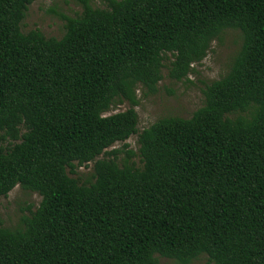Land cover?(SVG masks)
Wrapping results in <instances>:
<instances>
[{
	"label": "trees",
	"instance_id": "trees-1",
	"mask_svg": "<svg viewBox=\"0 0 264 264\" xmlns=\"http://www.w3.org/2000/svg\"><path fill=\"white\" fill-rule=\"evenodd\" d=\"M35 1L0 0V198L41 197L0 221V264H264V0H80L59 39L22 31ZM229 30L204 105L140 131L137 88L189 80Z\"/></svg>",
	"mask_w": 264,
	"mask_h": 264
},
{
	"label": "rangeland",
	"instance_id": "rangeland-1",
	"mask_svg": "<svg viewBox=\"0 0 264 264\" xmlns=\"http://www.w3.org/2000/svg\"><path fill=\"white\" fill-rule=\"evenodd\" d=\"M96 8H106L104 0H91ZM83 5L80 0H36L29 8L21 29L24 33L40 30L47 38H61L65 32V21L60 15L76 17L82 13ZM242 35L239 31L229 30L221 40L213 43L208 56L200 63L195 64L196 73L189 76V80L175 81L168 77V70L164 69V79L158 84L155 95L147 94L141 86L137 88L140 105L135 107L139 114V130L149 128L162 118L177 116L190 118L192 114L204 105L205 84L219 80L229 71L232 59L240 49ZM132 108L127 101L117 104L107 113L112 115ZM128 144L129 148H124ZM137 136L131 137L125 143H117L113 149L138 151ZM126 154L120 155V160H125ZM141 166L139 158H134ZM92 165L77 169V175L87 180L92 175ZM70 172V171H69ZM41 202V197L16 187L7 198H0V221L3 226L10 229L22 228L23 219L30 216V210L35 211ZM30 209V210H29ZM207 256L193 261L191 264H207ZM159 264H178L176 261L159 258Z\"/></svg>",
	"mask_w": 264,
	"mask_h": 264
}]
</instances>
